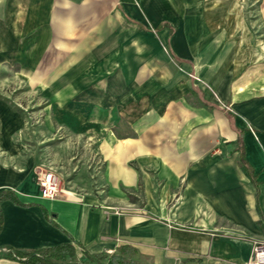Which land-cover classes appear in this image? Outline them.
<instances>
[{
	"label": "crops",
	"instance_id": "obj_1",
	"mask_svg": "<svg viewBox=\"0 0 264 264\" xmlns=\"http://www.w3.org/2000/svg\"><path fill=\"white\" fill-rule=\"evenodd\" d=\"M233 1L0 0V74L50 80L66 97L54 120L96 138L101 162L94 189L43 197L26 119L0 95V192L19 200L0 204V264L65 243L80 263L121 246L149 264L250 260L264 240V44Z\"/></svg>",
	"mask_w": 264,
	"mask_h": 264
},
{
	"label": "rangeland",
	"instance_id": "obj_2",
	"mask_svg": "<svg viewBox=\"0 0 264 264\" xmlns=\"http://www.w3.org/2000/svg\"><path fill=\"white\" fill-rule=\"evenodd\" d=\"M233 6L242 15L241 20L252 30L247 35L254 46L264 44V0H234ZM147 19V17H146ZM148 23H152L148 20ZM249 30V32L251 31ZM160 49L172 63L170 50L159 33L153 32ZM59 51L48 49L41 71L53 73V54ZM21 66L4 68L0 74V95L8 99L26 119V129L22 134L28 153L34 155L42 170H52L59 177L61 189L84 191L94 189L98 184L101 162L95 157L96 138L74 136L54 120L52 105H64L66 97L53 92L50 80H20ZM58 67V66H57ZM64 67V66H60ZM85 66L79 67L83 70ZM58 71L59 68H55ZM193 77L196 75L192 74ZM62 84L65 82H61ZM44 86V88H43ZM64 90V85L59 86ZM57 87V88H59ZM43 88V89H40ZM64 92V91H61ZM84 97H76L80 102ZM101 136L97 135V137ZM90 140V141H89ZM86 141L91 144H86ZM38 171V170H37Z\"/></svg>",
	"mask_w": 264,
	"mask_h": 264
},
{
	"label": "trees",
	"instance_id": "obj_3",
	"mask_svg": "<svg viewBox=\"0 0 264 264\" xmlns=\"http://www.w3.org/2000/svg\"><path fill=\"white\" fill-rule=\"evenodd\" d=\"M5 199L19 201L15 195L11 196L8 192H0V204ZM3 228V213L0 208V232ZM137 249L129 246H121L113 254L91 255L84 251L85 261L76 262V247L72 244L65 243L50 248H45L36 252H16V255L8 254V257L18 258L26 264H149L142 261L138 255ZM138 256V257H137ZM182 264H203L201 259H187Z\"/></svg>",
	"mask_w": 264,
	"mask_h": 264
},
{
	"label": "built area",
	"instance_id": "obj_4",
	"mask_svg": "<svg viewBox=\"0 0 264 264\" xmlns=\"http://www.w3.org/2000/svg\"><path fill=\"white\" fill-rule=\"evenodd\" d=\"M38 181L43 197L56 199L60 196L61 184L59 177L54 171H40ZM246 264H264V240H253L252 256Z\"/></svg>",
	"mask_w": 264,
	"mask_h": 264
}]
</instances>
